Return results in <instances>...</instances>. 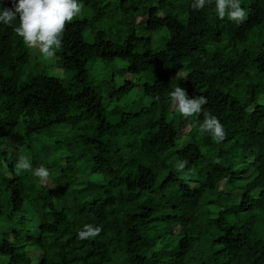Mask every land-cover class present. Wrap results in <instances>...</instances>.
Masks as SVG:
<instances>
[{
	"label": "trees",
	"instance_id": "1",
	"mask_svg": "<svg viewBox=\"0 0 264 264\" xmlns=\"http://www.w3.org/2000/svg\"><path fill=\"white\" fill-rule=\"evenodd\" d=\"M134 1L83 0L91 20L67 22L58 50L73 74L67 85L42 72L22 83L38 65L15 32L19 20L0 24V264H30L26 246L39 264H264V0H243L240 24L215 17L214 3ZM112 7L122 40L92 29L86 42L85 28ZM116 60L132 77L108 70L94 86L89 65ZM177 84L207 98L201 113L171 111ZM205 113L224 125L223 141L201 131ZM16 148L33 169L49 168L53 189L17 172ZM236 163H250L251 175L237 174ZM89 223L102 231L81 239Z\"/></svg>",
	"mask_w": 264,
	"mask_h": 264
},
{
	"label": "clouds",
	"instance_id": "2",
	"mask_svg": "<svg viewBox=\"0 0 264 264\" xmlns=\"http://www.w3.org/2000/svg\"><path fill=\"white\" fill-rule=\"evenodd\" d=\"M243 0H192L191 7L203 9L206 5L215 4V12L219 18L227 17L236 24L247 18V11L241 7ZM83 9V0H14L12 8L0 7V24L11 25L19 20L15 32L22 38L26 46L38 49L46 59H53L63 46L65 25L78 16ZM170 99L177 111L185 118L201 113L202 106L207 103L204 96L190 97L187 90L178 84L170 92ZM202 132H208L217 142L223 141L227 132L219 118L205 113L199 124ZM186 162H179L176 167L183 172ZM17 172L31 171L34 176L46 182L50 170L43 164L33 169L31 158L20 155L16 161ZM188 173H185L187 175ZM102 227L93 224L84 225L78 232L81 239L95 238Z\"/></svg>",
	"mask_w": 264,
	"mask_h": 264
},
{
	"label": "rangeland",
	"instance_id": "3",
	"mask_svg": "<svg viewBox=\"0 0 264 264\" xmlns=\"http://www.w3.org/2000/svg\"><path fill=\"white\" fill-rule=\"evenodd\" d=\"M107 2L109 3H113V0H106ZM134 2H136V5L138 7H140V2L138 3V0H135ZM153 1H146L145 2H142V7L146 8L149 4L153 3ZM116 3V0L114 2V4ZM118 4V3H117ZM243 5V2L241 4V6ZM114 6V5H113ZM106 12V16L104 17V19L98 21L96 24L93 25V27L91 25L87 26L84 30V40L86 42H92L93 39H94V36H93V33H91V30L92 29H100V30H104L105 32L108 33V37L111 41H120L122 40V38L124 37L125 33H126V26L124 24H120V17L119 15L117 16L115 14V11L113 10V7L109 9V11H105ZM90 13L88 12L87 9H82V12L73 18V20H91V17H90ZM216 12H215V17H216ZM215 19V18H213ZM72 20V21H73ZM141 21H143V19H136V24L140 23ZM255 32V31H254ZM138 36H144L143 34L139 33L138 32ZM158 37L159 36H154L153 37V40L155 42H158ZM253 37L254 35L252 34L251 37H250V40L253 41ZM159 44H156L155 46H153L154 48L152 49H156V47H158ZM30 48V47H29ZM30 53L32 54V62L36 63L38 65V68H31L29 67L28 70H26L24 76L21 78V82L22 83H25L27 81V75L29 73H32V74H35V73H39V72H42V73H45L46 75L48 76H53V77H56L58 78L59 80H63V83L64 84H68V81L70 80L71 76L73 74L69 73V72H65L61 69V67L59 66V61H60V57H59V51H57V54L56 56L49 60V59H46L44 58L38 49H34V48H30ZM89 74L91 75V78L94 83V86H96V82L97 81H100L102 78L104 79L106 74L109 72L108 70L110 71H114V72H117L119 74H121V76L123 75V69L126 68V64L124 62H121L119 60H116L114 61V63L110 64L108 66V68L105 67V65L100 62V61H97L93 64H90L89 65ZM120 76V77H121ZM127 77V78H126ZM129 77H132L128 74H125L123 75V77L121 78H126L128 79ZM115 82H116V86L119 87L121 86V80L119 78H116L115 79ZM249 83V82H248ZM254 83V82H253ZM136 90V89H135ZM134 97V95L132 96H129V98L124 101L126 103H129L131 101V98ZM259 102L260 104H263L264 105V97H262L261 99H259ZM111 107H108V109H110ZM171 111L173 112H176L177 109L175 107V105L173 104L171 106ZM171 118V114H168L167 115V120H170ZM62 128H68V127H59L58 129H61ZM187 133V129L182 131L178 138L176 139V144H180L182 143V140H184L185 138V135ZM46 142H48L49 144L50 143H53L55 142V140H58L55 136H53L52 138L51 137H46ZM44 143V144H48V143ZM17 149V155L18 157L20 155H22L21 153V150L19 148H16ZM53 154V151H47V155H52ZM3 168L1 170L2 173L4 174H8V171L5 167V165L3 164L2 165ZM251 170L252 168L250 167V163H245V164H239V163H236L234 165V171L241 175V176H250L251 175ZM85 178H87L89 181H92V182H96V183H99L101 182V178L99 176H96L90 172H87L85 173ZM46 186L48 187H51L53 189V185H52V182L50 181V179L48 178V180L46 182H43ZM218 189L221 190L223 189V186H222V182H220L218 184ZM38 225V222L37 220L34 218V219H29L27 221V224H26V228L27 230H34V228ZM1 232V230H0ZM20 244H25L24 243V240H21L20 241ZM25 252L27 254V257L28 259L30 260V264H39V261H40V254L34 249V248H31V247H28L26 246L25 247ZM0 260H4L3 257H0Z\"/></svg>",
	"mask_w": 264,
	"mask_h": 264
}]
</instances>
